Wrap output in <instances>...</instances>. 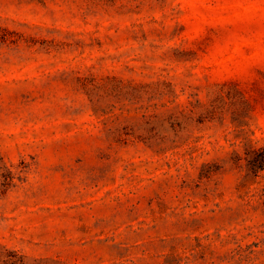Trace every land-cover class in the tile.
I'll return each instance as SVG.
<instances>
[{
    "label": "rangeland",
    "instance_id": "obj_1",
    "mask_svg": "<svg viewBox=\"0 0 264 264\" xmlns=\"http://www.w3.org/2000/svg\"><path fill=\"white\" fill-rule=\"evenodd\" d=\"M264 0H0V264H264Z\"/></svg>",
    "mask_w": 264,
    "mask_h": 264
},
{
    "label": "trees",
    "instance_id": "obj_2",
    "mask_svg": "<svg viewBox=\"0 0 264 264\" xmlns=\"http://www.w3.org/2000/svg\"><path fill=\"white\" fill-rule=\"evenodd\" d=\"M262 161L264 162V159Z\"/></svg>",
    "mask_w": 264,
    "mask_h": 264
}]
</instances>
